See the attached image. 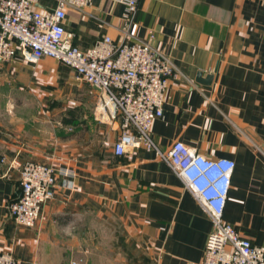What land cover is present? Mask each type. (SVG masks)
Instances as JSON below:
<instances>
[{
	"label": "crops",
	"instance_id": "0c3cea01",
	"mask_svg": "<svg viewBox=\"0 0 264 264\" xmlns=\"http://www.w3.org/2000/svg\"><path fill=\"white\" fill-rule=\"evenodd\" d=\"M55 5L39 0L42 10ZM123 14L117 0H92L83 13L67 10L64 27L82 51L102 36L122 42L127 31L169 56L178 77L169 82L152 139L161 151L179 141L206 158L233 161L223 220L264 248V0H137L131 24ZM69 70L19 54L2 65L0 252L18 264L200 262L212 222L162 159L143 148L115 156L117 124L81 115L86 128L72 133L62 114L54 125V87ZM199 72L212 75L210 86L196 83ZM26 162L74 173L57 177L54 198L31 228L7 209ZM113 223L125 232L124 254L100 256L101 230Z\"/></svg>",
	"mask_w": 264,
	"mask_h": 264
},
{
	"label": "built area",
	"instance_id": "2783aa9c",
	"mask_svg": "<svg viewBox=\"0 0 264 264\" xmlns=\"http://www.w3.org/2000/svg\"><path fill=\"white\" fill-rule=\"evenodd\" d=\"M91 1L56 0L55 8L42 10L39 0H0V75L2 65L19 54L32 63L42 58L55 60L91 88H98L93 118L108 126L117 124L114 155L123 156L134 148L153 151L208 214L212 230L203 259L194 264H264V248L223 220L234 162L206 158L179 141L161 151L152 139V123L163 116L169 82L178 77L169 56L127 31L119 43L102 36L86 51L73 45L64 27L66 12L83 13ZM117 1L124 7L127 25L131 24L137 0ZM58 176L68 178L74 173L38 162L23 164L19 194L7 206L10 218L22 227H33L43 206L54 198ZM0 264L18 261L12 253L0 252Z\"/></svg>",
	"mask_w": 264,
	"mask_h": 264
},
{
	"label": "rangeland",
	"instance_id": "374dc122",
	"mask_svg": "<svg viewBox=\"0 0 264 264\" xmlns=\"http://www.w3.org/2000/svg\"><path fill=\"white\" fill-rule=\"evenodd\" d=\"M94 93L88 88L77 76L69 70L68 75H65L62 81L54 87V99L52 101L54 125L55 121H60L62 114L70 109H79L81 115H85L87 119L93 117V109L95 106ZM81 119L77 120V125L73 127L72 133L81 131L86 128V125L81 124ZM80 122V123H79ZM127 235V234H126ZM125 232L122 227L113 223L106 228H102L99 247L100 256L108 257L110 254H115L117 257H122L124 254L123 240ZM92 246L90 250H93ZM91 261V255H88ZM103 263V262H101ZM91 264V263H90Z\"/></svg>",
	"mask_w": 264,
	"mask_h": 264
},
{
	"label": "trees",
	"instance_id": "16d2710c",
	"mask_svg": "<svg viewBox=\"0 0 264 264\" xmlns=\"http://www.w3.org/2000/svg\"><path fill=\"white\" fill-rule=\"evenodd\" d=\"M78 112L80 113L79 109L77 110V108L66 111L63 114L62 124L67 126H76L77 120L80 118V114H76Z\"/></svg>",
	"mask_w": 264,
	"mask_h": 264
},
{
	"label": "water",
	"instance_id": "95a60500",
	"mask_svg": "<svg viewBox=\"0 0 264 264\" xmlns=\"http://www.w3.org/2000/svg\"><path fill=\"white\" fill-rule=\"evenodd\" d=\"M212 79H213L212 75H207V76H205V77L203 78L202 73L199 72V73L197 74V76H196V80H195V81H196V83L201 84V85H203V86H210L211 83H212ZM92 89H93L97 94L100 93V90H99L98 88L93 87Z\"/></svg>",
	"mask_w": 264,
	"mask_h": 264
}]
</instances>
